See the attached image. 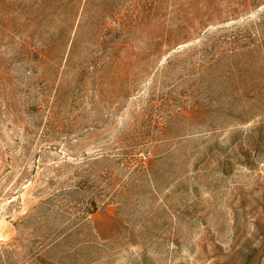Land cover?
I'll return each instance as SVG.
<instances>
[{"label": "rangeland", "instance_id": "rangeland-1", "mask_svg": "<svg viewBox=\"0 0 264 264\" xmlns=\"http://www.w3.org/2000/svg\"><path fill=\"white\" fill-rule=\"evenodd\" d=\"M0 264H264V0H0Z\"/></svg>", "mask_w": 264, "mask_h": 264}]
</instances>
